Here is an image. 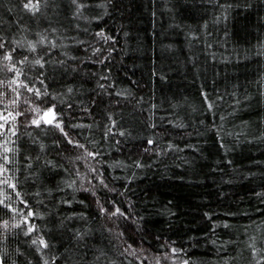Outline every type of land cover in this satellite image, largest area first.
Wrapping results in <instances>:
<instances>
[{"label":"trees","instance_id":"16d2710c","mask_svg":"<svg viewBox=\"0 0 264 264\" xmlns=\"http://www.w3.org/2000/svg\"><path fill=\"white\" fill-rule=\"evenodd\" d=\"M28 2L0 0L1 263L264 264V0Z\"/></svg>","mask_w":264,"mask_h":264},{"label":"snow or ice","instance_id":"6c2138e0","mask_svg":"<svg viewBox=\"0 0 264 264\" xmlns=\"http://www.w3.org/2000/svg\"><path fill=\"white\" fill-rule=\"evenodd\" d=\"M73 2L75 3L76 2V0H73ZM38 4H39V0H36V4H33L32 3V0H29V2L28 3H25L24 5H23V7L25 8V9H28L29 11H33V10H35V11H38L39 10V8H38ZM84 5H80V7H83ZM0 48H3V44L2 43H0ZM4 59H7V60H11L12 59V57H11V54L9 53V54H6L5 56H4ZM37 63H39V61H36ZM37 94H39V93H37ZM49 111H51V110H49ZM47 122H51V121H47ZM33 123H36V124H38L39 123V121H33ZM57 126H59V125H57ZM0 127H2V126H0ZM5 151H9V149H5ZM5 160H7V157H5ZM12 187H15V185H11ZM0 203H3L2 201H0ZM118 211V210H117ZM30 215H31V213H29ZM115 214V213H114ZM33 243L35 244V243H37V241L36 240H34L33 241ZM39 243L42 245V246H44V247H47V244L45 243V241L43 240V239H40V241H39Z\"/></svg>","mask_w":264,"mask_h":264},{"label":"rangeland","instance_id":"374dc122","mask_svg":"<svg viewBox=\"0 0 264 264\" xmlns=\"http://www.w3.org/2000/svg\"><path fill=\"white\" fill-rule=\"evenodd\" d=\"M0 264H2V263H1V258H0Z\"/></svg>","mask_w":264,"mask_h":264}]
</instances>
